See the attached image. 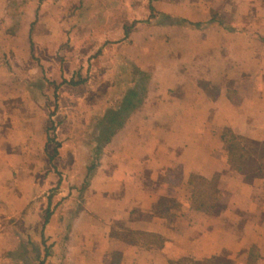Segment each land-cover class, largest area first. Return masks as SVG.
Returning a JSON list of instances; mask_svg holds the SVG:
<instances>
[{"label": "crops", "instance_id": "1", "mask_svg": "<svg viewBox=\"0 0 264 264\" xmlns=\"http://www.w3.org/2000/svg\"><path fill=\"white\" fill-rule=\"evenodd\" d=\"M65 36L105 46L116 80L84 110L110 136L50 173L38 78L15 73L35 55L64 84ZM236 139L264 144V0H0V264H264V161L241 169Z\"/></svg>", "mask_w": 264, "mask_h": 264}, {"label": "rangeland", "instance_id": "2", "mask_svg": "<svg viewBox=\"0 0 264 264\" xmlns=\"http://www.w3.org/2000/svg\"><path fill=\"white\" fill-rule=\"evenodd\" d=\"M21 24H16V26H20ZM39 26V28H42L40 23L36 24ZM56 24L54 22L49 23L48 29L53 28ZM71 26L70 23H66L65 27L67 28ZM19 28V27H18ZM44 29V27L42 28ZM47 29V28H45ZM44 29V30H45ZM41 30V29H39ZM43 40V39H42ZM65 47H66V54L64 55L63 62L65 64V68L67 72H71V77L68 78V80L60 81V86H57L56 84H53L48 80L45 75L42 77V74L40 72L39 63L40 59L34 55L32 63L33 66L27 67L31 68L24 69V66H22V69L17 70L15 74H17V78H23L27 79L31 77L32 79H37V81H34V86L32 87L33 92V99L38 102V105L40 106L41 99H43V103L46 105V113L43 115L44 118L38 117L36 120L37 125L36 127L40 128V124H43L44 128L47 126L48 129V147H47V156L49 159V172H56V162L58 159H60V153L61 150L64 148V144L68 142H76L80 144L85 143H96L98 146L105 143L107 139L109 138L108 133V125L103 122L101 118H88L89 112L84 110V107L88 103V98L86 99V95L88 96L89 93L92 91L95 93L94 90H96V93H101V95H105L106 91L109 92L110 90V84L112 82H115L116 79H112L109 75L106 79L105 75L107 72L106 65L104 64L105 61H103L104 57V49L105 46L100 47L99 49L94 44L93 47H91L90 51L85 55H73L68 54L71 49V39H69L67 36H65L64 39ZM18 45V42H15V46ZM92 46L91 44L85 45L83 48H89ZM20 47V46H19ZM42 54H38L40 57ZM47 57V56H46ZM54 55L48 54V58H53ZM59 58H61L59 56ZM102 59V60H101ZM80 63V68L77 67V69L73 68V64ZM26 70L27 72L25 73ZM95 70V71H94ZM116 72L115 70H113ZM111 78V79H109ZM41 80V81H40ZM92 80L93 85H91L90 90L86 88V84L88 81ZM45 81V82H44ZM39 82V83H36ZM85 83L83 89L78 88V84ZM47 85V86H46ZM80 87V86H79ZM20 89V88H19ZM94 96V94L92 93ZM47 100V102H46ZM84 104V106H83ZM35 107L33 110H36L35 104L33 105ZM38 109V108H37ZM40 109V108H39ZM62 113L60 116H58V111ZM119 120L117 119V122ZM35 122V121H34ZM81 127V133L78 135H74L72 131L73 129H77ZM61 129L60 133L58 134V129ZM228 137V135H227ZM232 144H238L241 145V147L249 148V150H253V147H250L245 142L239 141L238 139L232 141L230 145ZM71 147H68V149L65 150V158H66V164L70 165L72 163V158L75 154H78L77 156L80 157L81 162V168H89L90 166L95 167L99 160L100 152L96 149L89 152L88 150H81V151H73V149H70ZM86 176V171H82L80 173V181L79 183H75L74 187L70 188L69 191H72L75 186H81V188H84V185L87 184L86 181L83 182ZM72 186V185H71ZM57 191V189H53L54 192Z\"/></svg>", "mask_w": 264, "mask_h": 264}, {"label": "trees", "instance_id": "3", "mask_svg": "<svg viewBox=\"0 0 264 264\" xmlns=\"http://www.w3.org/2000/svg\"><path fill=\"white\" fill-rule=\"evenodd\" d=\"M112 123H117V118L111 119ZM240 141L245 142L248 144L250 147H253V150L251 148L250 151H246V147H241V145L238 144H232L230 146V152H231V157L234 161H237V163L240 164V168L243 169L244 166H249L246 161H252L254 164L258 160L264 161V144L258 143V142H251L245 139H241ZM264 168L261 166L259 170H263ZM201 264H220V263H214V262H204Z\"/></svg>", "mask_w": 264, "mask_h": 264}]
</instances>
